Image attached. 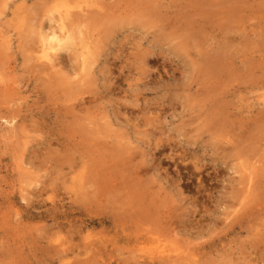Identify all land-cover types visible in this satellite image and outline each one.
Wrapping results in <instances>:
<instances>
[{"label":"rangeland","instance_id":"374dc122","mask_svg":"<svg viewBox=\"0 0 264 264\" xmlns=\"http://www.w3.org/2000/svg\"><path fill=\"white\" fill-rule=\"evenodd\" d=\"M262 82V0H0V264H264Z\"/></svg>","mask_w":264,"mask_h":264},{"label":"bare ground","instance_id":"6f19581e","mask_svg":"<svg viewBox=\"0 0 264 264\" xmlns=\"http://www.w3.org/2000/svg\"><path fill=\"white\" fill-rule=\"evenodd\" d=\"M252 1H253V0H252ZM262 1H264V0H262ZM231 2H232V0H231ZM209 3H210V2H209ZM249 3H250V2H249ZM204 4H205V3H204ZM233 4H234V3H233ZM236 4H237V3H236ZM198 6H199V5H198ZM206 6H207V5H206ZM241 6H242V4H241ZM97 7L99 8V5H98ZM227 7H228V6H227ZM150 8H151V7H150ZM96 9H97V8H96ZM204 9H205V8H204ZM207 9H208V8H207ZM82 10H83V9H82ZM98 10H99V9H98ZM155 10H156V9H155ZM87 11H88V10H87ZM95 11H96V10H95ZM144 12H145V11H144ZM83 14H84V12H83ZM62 15L64 16V14H62ZM66 15L68 16V14H66ZM71 15H72V14H71ZM71 15H69V16H71ZM78 15H79V14H78ZM153 15H154V14H153ZM74 16H75V15H73V17H74ZM75 17H76V16H75ZM77 17L79 18V16H77ZM81 17H82V16H81ZM87 17H88V16H87ZM89 17H90V16H89ZM68 18H69V17H68ZM66 19H67V18H66ZM86 19H87V18H86ZM93 19H94V18H93ZM56 20H57V19H56ZM59 20H60V19H59ZM70 20H71V22H72V19H70ZM81 20H82V19H81ZM51 21H54V20H51ZM60 21H61V20H60ZM76 21H77V20H76ZM76 21H75V22H76ZM89 21H90V20H89ZM77 22H78V21H77ZM83 22H84V21H83ZM53 23H54V22H53ZM69 23H70V22H69ZM54 24H55V23H54ZM56 24H57V23H56ZM78 24H79V23H78ZM78 24H77V25H78ZM82 24H83V23H82ZM69 25H70V24H69ZM69 25H68V26H69ZM85 25H86V24H84V26H85ZM166 26H167V25H166ZM59 27H60V26H59ZM59 27H58V28H59ZM62 28H63V24H62ZM80 28H81V26H80ZM50 29H51V28H50ZM56 29H57V28H56ZM69 29H70V28H68V30H69ZM54 30H55V29H54ZM66 30H67V29H66ZM55 31H56V30H55ZM63 31H64V30H63ZM76 31H77V30H76ZM78 31H80V29H79ZM60 32H62V31H60ZM45 33H46V32H45ZM51 33H52V31H51ZM57 33H58V32H56V34H57ZM72 33H73V32H72ZM47 34H48V33H47ZM52 34H53V33H52ZM56 34H55V35H56ZM67 34H68V32H67ZM48 35H49V34H48ZM55 35H54V36H55ZM57 35H58V34H57ZM193 35H194V34H193ZM44 36H45V34H44ZM54 36H51V37H49V38H50V39H55ZM186 36H187V35H186ZM47 37H48V36H46V39H47ZM56 37H57V36H56ZM60 37L62 38V36H60ZM63 37H64V35H63ZM70 37H71V36H70ZM58 38H59V37H58ZM46 39H45V40H46ZM50 39H49V40H50ZM62 39H64V38H62ZM65 40H66V39H65ZM50 41H51V40H50ZM52 41H53V40H52ZM55 41H56V40H55ZM57 41H58V40H57ZM72 41H73V40H72ZM61 42H62V41H61ZM69 42H70V41H69ZM47 43H48V42H47ZM59 43H60V42H59ZM51 44H52V43H51ZM69 44H71V43H69ZM52 45H53V44H52ZM52 45H51V46H52ZM72 45H73V44H72ZM72 45H71V47H72ZM57 47H58V46H57ZM57 47H56V48H57ZM65 47H67V46L65 45ZM69 47H70V46H69ZM49 48H50V47H49ZM59 48H60V47H59ZM63 48H64V47H63ZM61 49H62V48H61ZM67 49H68V48H67ZM49 51H50V50H49ZM53 68H54V67H53ZM59 80H60V79H59ZM60 81H61V80H60ZM262 83H264V82H262ZM263 87H264V86H263ZM47 89H48V87H47ZM77 93H78V92H77ZM80 93H81V91H80ZM80 93H79V94H80ZM46 95H47V94H46ZM71 95H72V94H71ZM71 95H70V96H71ZM75 95H77V94H75ZM72 96H73V95H72ZM72 96H71V97H72ZM6 98H7V97H6ZM61 98H62V97H61ZM63 99H64V98H63ZM63 99H60V101L63 100ZM65 99L67 100V98H65ZM65 99H64V100H65ZM68 99H70L69 96H68ZM55 101H56V100H55ZM74 101H75V100H74ZM74 101H72V102H74ZM57 102H58V99H57V101H56L55 103H57ZM68 102H69V100H68ZM70 102H71V100H70ZM55 103H54V104H55ZM61 104H63V103H61ZM66 104H68L67 101H66ZM69 105H71V104H69ZM67 107H68V106H67ZM73 107H74V106H73ZM90 108H91V107H90ZM61 109H62V108H61ZM63 109H65V108H63ZM69 109H70V108H69ZM80 111H81V110H80ZM68 112H69V111H68ZM74 112H76V111H74ZM216 112H217V111H216ZM72 113H73V112H72ZM80 114H81V112H80ZM70 115H71V114H70ZM71 117H72V116H71ZM66 118H67V117H66ZM66 118H65V119H66ZM76 118H77V117H76ZM79 118H80V117H79ZM87 118H88V117H87ZM12 119H13V118H12ZM63 119H64V118H63ZM65 119H64V120H65ZM74 119H75V118H72V120H74ZM66 120H67V119H66ZM85 120H86V119H85ZM70 121H71V120H70ZM88 121H89V120H88ZM74 122L77 124L76 120H75ZM78 122H79V119H78ZM83 122H84V121H83ZM66 124H68V123H66ZM80 124H82V123H80ZM78 126H79V125H78ZM64 127H65V126H64ZM73 129H74V128H73ZM90 130H91V129H90ZM79 132H80V131H79ZM73 134H74V133H73ZM71 137H72V136H71ZM87 142H89V141H87ZM84 148H85V147H84ZM69 149H70V148H69ZM77 149H78V148H77ZM100 149H101V148H100ZM96 150H97V148H96ZM84 151H85V150H84ZM73 152H75V151H73ZM105 153H106V152H105ZM77 154H78V153H77ZM87 155H88V154H87ZM91 155H92V154H91ZM90 158H91V157H90ZM126 158H127V157H126ZM109 161H110V160H109ZM103 162H104V161H103ZM111 162H112V161H111ZM104 164H105V163H104ZM106 164H107V163H106ZM117 164H118V162H117ZM67 165H68V164H67ZM112 165H113V163H112ZM112 165H111V166H112ZM121 165H122V164H121ZM126 165H127V163H126ZM103 166H104V165H103ZM116 166H117V165H116ZM69 167H71V166H69ZM125 167H126V166H125ZM101 168H102V167H101ZM111 168H112V167H111ZM118 168H119V167H118ZM90 169H91V168H90ZM104 169H105V168H104ZM105 170H106V169H105ZM116 170H117V169H116ZM116 170H115V171H116ZM125 170H126V169H125ZM81 171H82V170H81ZM106 171H107V170H106ZM109 171H110V170H109ZM105 173H106V172H105ZM117 173H118V172H117ZM119 173H120V172H119ZM121 173H123V172H121ZM79 174H80V173H79ZM102 175H103V173H102ZM105 175H106V174H105ZM103 176H104V175H103ZM118 176H119V175H118ZM83 177H84V176H83ZM94 177H95V176H94ZM94 177H93V178H94ZM119 177H120V176H119ZM95 178H96V177H95ZM97 178H98V177H97ZM105 178H106V177H105ZM98 179H99V178H98ZM93 180H94V179H93ZM103 180H104V179H103ZM106 180H107V178H106ZM100 181H101V180H100ZM95 183H96V182H95ZM98 183H99V182H98ZM113 183H114V182H113ZM75 184H76V183H75ZM93 184H94V183H93ZM115 184H116V183H115ZM89 186H90V185H89ZM91 186H92V185H91ZM97 186H98V185H97ZM81 187H82V186H81ZM87 188H88V187H87ZM91 188H92V187H91ZM83 189H84V188H83ZM94 189H95V188H94ZM126 189H127V188H126ZM142 190H143V189H142ZM85 191H86V193L88 192L87 190H85ZM132 192H133V191H132ZM137 192H138V191H137ZM252 192H253V191H252ZM134 193H135V191H134ZM141 193H142V192H141ZM141 193H139V194H141ZM97 194H98V193H97ZM249 194H250V193H249ZM255 195H256V194H255ZM82 196H84V195H82ZM93 196H94V194H93ZM93 196H92V197H93ZM130 197H131V196H130ZM137 197H138V196H137ZM95 198H96V197H94V199H95ZM138 198H139V197H138ZM89 200H90V199H89ZM91 200H92V199H91ZM131 200H132V199H131ZM95 201H96V200H95ZM132 201H133V200H132ZM251 201H252V200H251ZM262 201H263V200H262ZM120 202H121V201H120ZM250 203H251V202H250ZM147 204H148V203H147ZM139 205H140V204H139ZM149 205H150V204H149ZM154 205H155V204H154ZM144 206L146 207L145 204H144ZM140 208H141V207H140ZM148 208H149V207H148ZM137 214H138V213H137ZM167 215H168V214H167ZM135 217H136V215H135ZM131 218H133V217H131ZM136 218H137V217H136ZM172 218H173V217H172ZM138 220H139V219H138ZM136 221H137V220H136ZM119 222H120V221H119ZM168 222H169V221H168ZM143 223H144V222H143ZM172 227H173V226H172ZM147 234H148V233H147ZM138 235H140V234L138 233ZM144 236H146V235H145V232H144ZM144 236H143V237H144ZM150 236H151V235H150ZM134 237H137V236L134 235ZM146 237H147V236H146ZM139 238H140V237H139ZM138 240H139V239H138ZM144 240H145V239H144ZM213 241H214V240H213ZM214 242H215V241H214ZM132 243H133V242H132ZM148 243H150V242H148ZM130 244H131V242H130ZM130 244H129V245H130ZM138 244H139V243H138ZM126 245H127V244H126ZM131 245H132V244H131ZM127 246H128V245H127ZM210 247H211V246H210ZM210 247H209V248H210ZM125 248H126V247H125ZM129 249H130V247H129ZM131 250H133V249H131ZM134 250H135V249H134ZM204 250H205V249H204ZM131 253H132V251H131ZM135 253H136V252H135ZM135 253H134V255H135ZM137 253H138V252H137ZM153 253H154V252H153ZM153 253H152V254H153ZM155 253H156V252H155ZM209 253H210V252H209ZM148 254H149V253H148ZM214 254H215V253H214ZM134 255L132 256L133 258H134ZM139 255H140V254H139ZM156 255H157V254H156ZM154 256H155V255H154ZM190 256H192V255H190ZM250 256H251V254H250ZM137 257H138V256H137ZM137 257H136V258H137ZM151 257H152V256H151ZM158 258H159V256H158ZM137 259H138V258H137ZM137 259H136V260H137ZM160 259H161V258H160ZM169 259H170V258H169ZM169 259H168V260H169ZM178 259H179V258H178ZM134 260H135V259H134ZM142 260H143V257H142L141 261H142ZM146 260H147V259H146ZM146 260H145V262H146ZM149 260H150V259H149ZM153 260H155V259H153ZM165 260H166V259H165ZM168 260H167V261H168ZM180 260H181V259H180ZM147 261H148V260H147ZM155 261H157V259H156ZM158 261H159V260H158ZM177 261H178V260H176V263H177ZM133 262H136V261H133ZM133 262H132V263H133ZM138 262H139V261H138ZM153 262H154V261H153ZM169 262H170V261H169ZM172 262H174V261L172 260ZM193 262H194V261H193ZM139 263H140V262H139ZM148 263H149V262H148ZM148 263H147V264H148ZM156 263H157V262H156ZM163 263H164V262H163ZM174 263H175V262H174ZM187 263H188V262H186V264H187ZM135 264H136V263H135ZM142 264H144V263H142ZM159 264H160V263H159ZM161 264H162V262H161ZM177 264H178V263H177ZM180 264H182V262H181ZM196 264H197V263H196Z\"/></svg>","mask_w":264,"mask_h":264}]
</instances>
